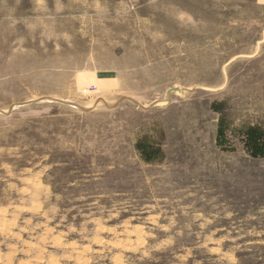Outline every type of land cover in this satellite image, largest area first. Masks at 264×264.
<instances>
[{"label":"rangeland","instance_id":"obj_1","mask_svg":"<svg viewBox=\"0 0 264 264\" xmlns=\"http://www.w3.org/2000/svg\"><path fill=\"white\" fill-rule=\"evenodd\" d=\"M251 133L257 0H0V264H264Z\"/></svg>","mask_w":264,"mask_h":264},{"label":"trees","instance_id":"obj_2","mask_svg":"<svg viewBox=\"0 0 264 264\" xmlns=\"http://www.w3.org/2000/svg\"><path fill=\"white\" fill-rule=\"evenodd\" d=\"M221 128H223V126ZM262 142H264V136L251 133L249 145L252 147L254 153L259 154L263 152L264 155V143Z\"/></svg>","mask_w":264,"mask_h":264},{"label":"water","instance_id":"obj_3","mask_svg":"<svg viewBox=\"0 0 264 264\" xmlns=\"http://www.w3.org/2000/svg\"><path fill=\"white\" fill-rule=\"evenodd\" d=\"M177 90H179V89H176V88L171 89V90L168 92V97L171 95V93H172L173 91H177ZM67 103H68V102H67ZM109 106H112V105L109 104Z\"/></svg>","mask_w":264,"mask_h":264},{"label":"crops","instance_id":"obj_4","mask_svg":"<svg viewBox=\"0 0 264 264\" xmlns=\"http://www.w3.org/2000/svg\"><path fill=\"white\" fill-rule=\"evenodd\" d=\"M261 5L264 6V0H257Z\"/></svg>","mask_w":264,"mask_h":264}]
</instances>
